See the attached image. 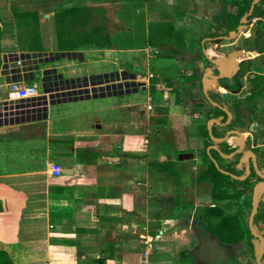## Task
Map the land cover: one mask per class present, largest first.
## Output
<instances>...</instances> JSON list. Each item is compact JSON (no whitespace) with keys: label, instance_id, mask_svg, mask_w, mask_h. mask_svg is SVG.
<instances>
[{"label":"crops","instance_id":"obj_1","mask_svg":"<svg viewBox=\"0 0 264 264\" xmlns=\"http://www.w3.org/2000/svg\"><path fill=\"white\" fill-rule=\"evenodd\" d=\"M198 4L199 0H0V91L7 82L19 81L34 85L37 94L47 98L45 108L31 118L0 123V249L10 264H164L172 259L185 263L180 254L188 255L192 224L221 219L226 229L221 232L228 235L230 225L239 222L222 207L228 200L211 198L204 162L199 165L211 145L204 148L199 127L207 130V122L215 119L219 124L211 126V133L222 132L235 120L226 100H238L248 87L237 83L236 90H228L217 81L207 89L208 99L204 95L206 65L191 46L202 37V52L211 40L204 37L211 22L202 35L195 20L206 14L216 20L230 7ZM60 21L75 29L76 38H95L96 43L54 49L51 36ZM239 37L243 55L236 57V75L224 79L229 85L245 67V80L258 73L252 67L255 61L264 76V15L246 22L235 39ZM36 40L47 44L40 47ZM115 52L131 53L127 64L91 72L90 64L107 66ZM18 59L27 67H18ZM138 67L143 71H136ZM39 71H47L40 75L48 82L47 91L36 86ZM139 90L145 92L143 102L112 100ZM90 99L96 101L94 108L76 111L77 103ZM211 101L230 111L227 125V117L221 122V116L211 115ZM70 104L72 109L66 110ZM238 111L250 112L244 103ZM239 120L222 137L241 127V116ZM249 127L241 136L244 148L253 151L252 145L248 149ZM212 145L221 152L219 143ZM215 152L221 166L213 159L223 170L233 156ZM168 161L177 177L161 167ZM52 163L60 167V176H51ZM175 200L188 210L175 209ZM217 212L229 217H206ZM159 231L173 238L186 231V246L176 257H158Z\"/></svg>","mask_w":264,"mask_h":264},{"label":"flooded vegetation","instance_id":"obj_2","mask_svg":"<svg viewBox=\"0 0 264 264\" xmlns=\"http://www.w3.org/2000/svg\"><path fill=\"white\" fill-rule=\"evenodd\" d=\"M238 113L241 115V119H243L242 124L247 119L251 120L249 112L238 111ZM221 143H219L220 149ZM235 150L228 153V155ZM253 154L257 170L264 176V166L259 164L258 154L255 152ZM241 157V154L234 155L230 163L231 165L223 169L231 175H245V178L239 181L245 182V184L238 185V191L241 196L233 200L229 199L227 202L231 205L229 211L233 214L232 217L236 216L235 219H238L239 222L237 221V223L231 226L227 236L223 231L221 232V229L223 230L225 227L223 225L225 223L221 219H217L221 223L212 221L208 225H200L199 223L192 224L193 236L188 249V264H256L255 254L259 251H262L259 260L264 264V247L262 241L258 237L251 235L248 225L253 187L260 181L264 182V179H261L257 174L256 169L253 167L251 157L249 158L248 169L243 161H241ZM247 170L248 173H246ZM222 215L223 217H229L224 214L218 215V212L213 216L222 217ZM251 224L256 233L264 240V204L262 203V197L259 198L257 212L252 218Z\"/></svg>","mask_w":264,"mask_h":264},{"label":"trees","instance_id":"obj_3","mask_svg":"<svg viewBox=\"0 0 264 264\" xmlns=\"http://www.w3.org/2000/svg\"><path fill=\"white\" fill-rule=\"evenodd\" d=\"M252 0H230L228 5L230 7V11H225L219 18L214 20L210 25L209 29L204 35L206 38H210L211 40L208 41L204 48L206 54L211 57H223L228 54V52L231 51H236L240 50L243 48L242 46V38L239 37L237 39H234L230 42H227L225 40L221 39H215L219 36H227L229 32L234 31L236 27L238 26L239 19L247 13L249 7H250V2ZM264 4V0H259L258 4L254 5L253 10L251 15L247 19V23L250 22L253 18L260 17L264 15V10L262 9V5ZM1 35V32H0ZM181 38V37H180ZM93 39V38H92ZM91 39V40H92ZM95 39V38H94ZM93 39V40H94ZM201 38H196L193 41L192 44V50H197L201 59L204 61L205 65H208L207 60L203 57V54L201 52ZM95 41V40H94ZM229 43L231 44L228 50L225 49V46L229 47ZM246 61L242 62V65H244ZM258 73L254 74L252 77L248 78V87H249V94L244 98V101H237L236 103L233 104V109L235 112V120L230 124L224 127L222 132H215V129L213 130V136L214 137H222L225 133L226 130H229L232 125L240 123L239 117L241 116L238 113V108L240 106L246 105L248 108V111H252L251 108L254 106V101L256 99H259L262 97L264 93V76L261 75V70L260 68L256 70ZM237 82V78H235ZM219 85L221 87H225L228 90H236L237 89V83L234 82L233 85H229L225 82V80H219ZM153 91V87L151 88ZM210 113L213 117L217 118L219 116L222 117L221 122H224L226 119L225 114L220 111L218 108L211 107L210 108ZM210 114L207 116L210 118ZM199 131L201 132L203 139H204V148H206L209 145H212V142L208 136L207 130L205 125H202L199 127ZM238 146V139L234 136L231 135L228 137L227 140L223 141L221 143V152L224 154H228L232 152L236 147ZM210 155L212 158H214L218 164L221 166L220 161L222 159L217 155L215 151H210ZM203 162H204V167H205V173L208 174L207 177H209V180L211 182V198L213 201L221 202L229 199H236L241 194L238 191V185L240 184H245V182H239L236 181L229 176H226L219 171H217L212 162L210 161L209 157L203 153ZM158 166V165H157ZM174 164L171 161H168L164 164L161 165V167H164L167 171H170L172 175L175 177L178 176V174L174 171L173 168ZM219 166V168H220ZM228 166V165H227ZM173 207L177 210H181L186 212L188 210L187 206H182L180 204V200H175L173 202ZM217 211V210H216ZM180 260L187 262L188 260V255L186 252H182L180 254ZM0 264H10V261L6 255V253L0 249Z\"/></svg>","mask_w":264,"mask_h":264},{"label":"rangeland","instance_id":"obj_4","mask_svg":"<svg viewBox=\"0 0 264 264\" xmlns=\"http://www.w3.org/2000/svg\"><path fill=\"white\" fill-rule=\"evenodd\" d=\"M229 1L230 0H199L198 7L199 6H201V7L202 6L212 7V4H214V3H221V4H224L225 6H227L228 3H229ZM59 16L61 17V15H59ZM207 17L208 16L206 14V18ZM214 17H217V16H214ZM214 17L207 18V19L203 17L201 19L195 20V22H197L199 20L198 21V25L200 26V30H201L199 33H201L202 35L205 33L208 24L210 22L212 23L214 21V19H215ZM55 24H56V27L58 29L57 30H53V35L51 36V39H52L51 40V43L53 44L54 49L55 48H67V47H70L72 45H80V44L81 45H85V44L88 43V41L91 44H95L96 43L93 39L91 40V39H86V38H83V37L76 38L75 37V35H76L75 29L72 30V29L65 28L66 25L61 24V21L58 22V23H55ZM63 26H65V27H63ZM62 32H63L64 35L61 37L60 34L62 35ZM55 36H57V37H55ZM121 40H123V39H121ZM34 42L37 43V45H40V47H43V45L47 44V41H46L45 44L43 42L40 43L38 40H36ZM230 47H232V46H229V47L225 46V49L228 50ZM237 52H239V54L236 57L239 59L243 55V51L242 50H238ZM130 54L131 53H118V52L116 53L115 52L114 53V56H113V59H110L109 63H107V66H105L104 62H98L97 61V62H94V63L90 64L88 67L89 68L92 67L91 72H93V73L100 71L102 68L107 69L108 71L117 70L122 65L127 64L126 63V59H127L128 56L129 57L131 56ZM89 56L90 55H88V54L85 55L86 60L88 59ZM198 58L201 59L200 58V55H198ZM63 62L65 63L66 60H63ZM49 64L50 63H48L47 65H49ZM39 66L42 67L43 65L40 64ZM84 67L85 66H83L81 68H84ZM252 67L255 70H258L259 69L257 67V61H255L253 63V66ZM206 68L212 70V66L209 63H208V65L205 66V69ZM135 70L136 71H140V72L143 71V69L140 68V67L135 68ZM39 73L35 74L34 80H35V83H36V86H37L38 90H41V77H40V75L41 74L43 75V71H39ZM198 74H201V71H199ZM213 74H215L214 71H213ZM239 74L240 75L237 77L238 83H240L242 85H246V87H248V83L247 82H248L249 76H247V78L245 80L244 77H245V74L246 73H244L243 70H242ZM250 75L252 77L254 74H250ZM227 84H229V83H227ZM231 84L233 85L234 82H232ZM242 93L243 94L239 98H237L238 100H236L235 98H229V99H227L226 101L229 104L228 106H230L233 109V104L234 103H236L237 101L238 102L239 101H244V98L249 94V87L247 89H244V92H242ZM65 97H67V95H65ZM240 99H242V100H240ZM112 100L115 103L121 102V101H128L129 102V101H133V100H137L139 102H143L145 100V92L139 90V92L136 95H131L129 97L128 96L115 97ZM150 100L151 99H148V102H151ZM95 103H96V101H94L92 99L87 100V101H81V102H79V103L76 104V106L79 107L78 109H76V111H80V112L81 111H83V112L90 111L92 108H94L92 106H95ZM64 107L67 108L66 110H69V109H72L73 105L70 104V105H67V106H64ZM251 110L252 111H250L249 114L251 115V120L252 121H250V125H249L250 127H249V131H248L250 133V136H248V137H252V141L249 143L248 149H250V145L253 146L252 147L253 148L252 150L255 153H257L258 154V157H259V164L261 166H264V93H263V95H262L261 98L256 99L254 101V106L251 108ZM150 113H151V111H150ZM243 125H245V124H242L241 128L243 127ZM151 126L152 125L150 124L149 128H151ZM200 161L201 162H200L199 165L201 166L202 165V162H203V158H200ZM223 165L224 166L225 165L226 166L227 165L230 166L231 164H223ZM206 175L208 176V174H206ZM189 197H192V196L189 195ZM217 205H219V204H217ZM222 207L223 208H226L227 210H229V208L231 207V205H230V203H228L227 206L222 205ZM206 217H208L209 220H211V218L214 217V216L206 215ZM222 217H223V215H222ZM184 225L186 226V224H184ZM229 228H231V225H230ZM223 231H226V229H223ZM186 235L187 234H186V231H185L184 233L178 234L177 236H175L173 238L170 235V233H167L166 234L163 231L162 232L159 231V233H158V248H159V250H158L159 251L158 252V257L160 256L159 258H162V257L163 258L164 257L171 258V255H173V256L176 257L177 254H178V250L180 249V247L186 246ZM161 249H163V250H161ZM160 251H162V252H160ZM172 263L173 264H186V262L185 263H182L180 261H177L176 259H172V262L171 261H169V262L168 261H165L164 264H172Z\"/></svg>","mask_w":264,"mask_h":264},{"label":"water","instance_id":"obj_5","mask_svg":"<svg viewBox=\"0 0 264 264\" xmlns=\"http://www.w3.org/2000/svg\"><path fill=\"white\" fill-rule=\"evenodd\" d=\"M258 2H259V0H252L250 2V7H249L247 13H245L239 19L238 26L236 27V29L234 31L229 32L227 36L218 37L216 39H221V40H226V41H231V40L235 39L242 32L243 26L246 24L248 17L251 15L254 5H256ZM202 53H203L205 59L207 60V62L212 66V70L208 69V68L205 69V72H204L203 78H202V81H203L202 82L203 83V93L207 97V93L206 92H207V89L210 87V85L216 84V82L219 81V80L232 79L233 76H235L236 73L239 71L240 66H239V63L236 61V56L239 54V52L232 51V52L228 53L226 56L215 57V58L209 57L206 54L204 48H202ZM245 70H246V67L243 69V72H245ZM213 71L215 72V74H213ZM46 72L47 71H43V74H45ZM44 78L45 77H43V79L41 80L42 88H44V83H45V80H46ZM8 83L9 82H7V84ZM5 93H6V87H3V89H1V91H0V123L1 122L6 123V121L3 119L5 117V115H6V113H5L6 107H5V103L3 102V97H4ZM207 99H208V97H207ZM210 103L213 106L219 108L220 110H222L225 113V115L227 117V120H226L224 125H227L229 123L231 117H232L230 111L228 109H226L225 105L223 103H221V102H219L221 105H218L217 103H214L212 101ZM45 105H46V98H43V97L39 98L38 97L37 99L33 100V103L30 105V109H29L28 112H31L32 114L39 113V112H41L42 109L45 108ZM214 123L215 124H219L218 121L215 120V119H210L207 122L208 135H209V137H210V139H211V141L213 143L223 142L230 135L237 136L238 141H239L238 148L233 153H231L229 155L222 154L216 145H211V146L207 147L206 154L208 155L209 159L213 163L215 169L217 171H219L220 173L224 174V175H229L232 179H235V180H238V181L243 180L245 178V175L244 176H235V175L228 174L227 172L221 170L219 168L217 162L210 156V150L217 151L219 153V155H221L224 158H230V157H232V156H234L236 154H241L242 155V157H241L242 160L241 161H243V163L246 165V168L247 169L249 168V158L251 157L252 161H253L252 162L253 163V167L256 169L257 174L259 175V177L261 179H264V176L262 174H260L258 172V170H257V165H256V162H255V158H254L253 152L250 151V150L244 149L245 142H244V140H243V138L241 136V133L247 131V129L249 127V124H250L249 120L247 119L245 121V123H244L245 125L242 128L238 127L236 129H232V130L228 131L223 138H215L212 135L211 126ZM246 173H248V170L246 171ZM260 197H262V203L264 204V182L263 181H260V182L256 183L254 185V187H253L252 199H251V212H250V215H249L248 225H249V229H250L251 235L253 237H258L262 241V244H263V247H264V240L256 233L254 227L251 224L252 218L254 217V215L257 212L258 202H259V198ZM261 254H262V251L256 252V254H255V260H256L255 263L256 264H263L259 260V258L261 257Z\"/></svg>","mask_w":264,"mask_h":264},{"label":"built area","instance_id":"obj_6","mask_svg":"<svg viewBox=\"0 0 264 264\" xmlns=\"http://www.w3.org/2000/svg\"><path fill=\"white\" fill-rule=\"evenodd\" d=\"M17 66L18 67L25 66V60L18 59ZM44 86H45L43 88L44 91L49 90L48 89L49 87H47L48 82L45 81ZM114 89L117 90L118 86L114 85ZM90 94H92V92ZM38 97L42 98L40 95L37 94L36 87L34 85H24L19 81H13V82L8 83L7 88H6V93L4 94V97H3V102L5 103V107H6V111H5L6 115L3 119L5 121H17V120L31 118L36 113L32 114L31 112H28V111L30 109V105L33 103V100L37 99ZM43 97L46 98V96H43ZM60 98H67V97H65V95H62L60 96ZM28 99L29 100L33 99V100L31 103L29 102V103L22 104V105H19V104L15 105L16 101H22V100H28ZM147 108L148 110H151L152 107L148 105ZM49 168H50L51 176L53 177L60 176L61 170L57 164L52 163L49 165ZM45 264H48V263H45Z\"/></svg>","mask_w":264,"mask_h":264}]
</instances>
